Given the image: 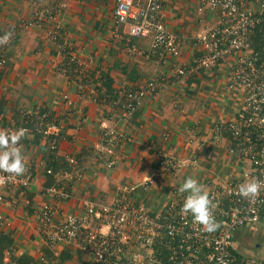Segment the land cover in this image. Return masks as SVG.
I'll list each match as a JSON object with an SVG mask.
<instances>
[{
    "label": "crops",
    "instance_id": "obj_1",
    "mask_svg": "<svg viewBox=\"0 0 264 264\" xmlns=\"http://www.w3.org/2000/svg\"><path fill=\"white\" fill-rule=\"evenodd\" d=\"M202 1L159 0V17L179 50L174 65H159L128 52V29L116 25V0H0V37L10 34L0 45V129H26L20 147L31 174L27 187L0 186V264H94L76 247L47 244L34 218L43 204L57 207L62 215L82 216L87 200L108 204L124 197L135 207L145 205L154 216L188 177L199 184L239 177L245 166L229 157L227 135L218 143L211 139L215 124L232 122L243 109L245 93L230 88L235 58L211 71L177 75L202 56L199 38L219 24V11L202 10ZM148 2L137 0L136 6L144 8ZM38 14L48 18L42 26ZM135 43L148 52L152 41ZM70 55L81 63L72 69L82 70L81 75L58 78L56 70L69 63ZM149 81L156 82V94L143 100L132 119L122 121L110 102ZM44 116L45 124L59 128L53 150L56 136L36 130ZM102 126L123 137L113 156L96 162ZM160 156L194 162L195 167L168 175L163 185L144 191L141 185L158 171ZM67 157H77L78 166H69ZM111 158L114 169L107 168ZM51 189L71 197L48 194ZM233 251L264 261V229L240 230Z\"/></svg>",
    "mask_w": 264,
    "mask_h": 264
},
{
    "label": "built area",
    "instance_id": "obj_2",
    "mask_svg": "<svg viewBox=\"0 0 264 264\" xmlns=\"http://www.w3.org/2000/svg\"><path fill=\"white\" fill-rule=\"evenodd\" d=\"M136 5L137 0H116V25L128 29V52L134 57L153 58L159 65H174L179 57L178 42L159 17L161 3L149 0L144 8ZM201 9L219 11V24L199 38L202 56L189 70H178L177 75L187 77L211 71L229 57H234L236 61L229 76L230 88L245 93L243 109L232 122L215 124L211 138L218 143L226 134L231 143L229 157L237 165L245 167L235 179L230 177L228 180L201 183L209 193L218 227L214 232H207L193 222L190 214H182L187 193H180L179 187L175 186L171 197L154 216L145 205L135 207L124 197H116L108 204L87 200L82 216L62 215L57 207L43 204L34 218L36 229L49 246L64 244L76 247L92 257L94 264H264V261L241 257L233 251L234 240L240 230L264 229V56L254 48L255 36L264 24V0H203ZM43 15L38 14L36 18L41 26L48 20ZM53 17L50 14L49 18ZM143 38L152 41L148 52L136 46L135 40ZM75 59L72 56L66 66L58 68L56 76L61 79H68L69 74L74 79L79 77L82 70H72L76 65L81 66ZM83 88L85 86L80 85L82 91ZM157 89L156 82L149 81L141 89L120 92L118 102L112 100L110 104L119 109L121 120L127 122L137 113L143 100L148 95H155ZM46 119L47 116L41 119L36 130H41L46 137L56 136V141L52 140L50 144L53 150L57 145L59 128L51 123L45 124ZM117 131L102 126L100 143L95 151L96 162L104 155H114L115 145L123 137ZM150 148L157 150L154 145ZM66 163L76 168L79 159L67 157ZM107 163L108 169L116 166L112 158ZM194 164L160 156L158 171L141 188L147 191L153 186H161L168 175H178L185 168H194ZM30 175L25 171L22 176L15 177L0 171V186L27 187ZM253 179L260 182L259 194L242 196L240 185ZM58 181L61 182L60 179ZM57 189L49 190L48 194H56L62 199L71 197ZM135 189L132 188L133 191ZM3 222L4 218L0 216V225Z\"/></svg>",
    "mask_w": 264,
    "mask_h": 264
},
{
    "label": "clouds",
    "instance_id": "obj_3",
    "mask_svg": "<svg viewBox=\"0 0 264 264\" xmlns=\"http://www.w3.org/2000/svg\"><path fill=\"white\" fill-rule=\"evenodd\" d=\"M10 34L0 37V45L6 44ZM26 134V129L19 128L14 131L0 129V171L11 176L20 177L26 171L25 157L19 142ZM180 193H187L182 204V214H190L193 222L203 227L207 232H214L218 227L212 214L214 207L209 198V193L203 185L192 177L184 180L179 187ZM260 182L253 179L246 181L239 187V192L244 197H254L259 194Z\"/></svg>",
    "mask_w": 264,
    "mask_h": 264
},
{
    "label": "trees",
    "instance_id": "obj_4",
    "mask_svg": "<svg viewBox=\"0 0 264 264\" xmlns=\"http://www.w3.org/2000/svg\"><path fill=\"white\" fill-rule=\"evenodd\" d=\"M259 30H261V32H258L255 36L254 48L256 51L261 52L264 56V24L262 25V27H259L258 31ZM234 254L236 253L234 252Z\"/></svg>",
    "mask_w": 264,
    "mask_h": 264
},
{
    "label": "rangeland",
    "instance_id": "obj_5",
    "mask_svg": "<svg viewBox=\"0 0 264 264\" xmlns=\"http://www.w3.org/2000/svg\"><path fill=\"white\" fill-rule=\"evenodd\" d=\"M40 26H41V25H40ZM153 175H154V174H153ZM153 175H152L150 178H152V177H153ZM150 178H149V179H150Z\"/></svg>",
    "mask_w": 264,
    "mask_h": 264
}]
</instances>
